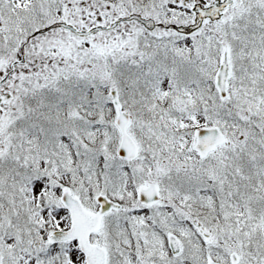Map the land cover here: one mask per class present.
Wrapping results in <instances>:
<instances>
[{
    "label": "snow or ice",
    "instance_id": "6c2138e0",
    "mask_svg": "<svg viewBox=\"0 0 264 264\" xmlns=\"http://www.w3.org/2000/svg\"><path fill=\"white\" fill-rule=\"evenodd\" d=\"M0 264H264V0H0Z\"/></svg>",
    "mask_w": 264,
    "mask_h": 264
}]
</instances>
